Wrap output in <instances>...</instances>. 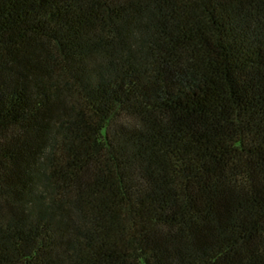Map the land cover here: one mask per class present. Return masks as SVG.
Masks as SVG:
<instances>
[{"label": "trees", "instance_id": "1", "mask_svg": "<svg viewBox=\"0 0 264 264\" xmlns=\"http://www.w3.org/2000/svg\"><path fill=\"white\" fill-rule=\"evenodd\" d=\"M0 264H264V0H0Z\"/></svg>", "mask_w": 264, "mask_h": 264}]
</instances>
